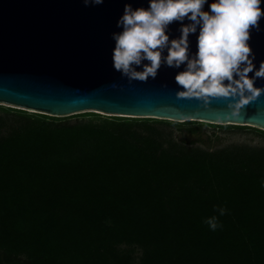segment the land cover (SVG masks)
Wrapping results in <instances>:
<instances>
[{
	"label": "trees",
	"instance_id": "obj_1",
	"mask_svg": "<svg viewBox=\"0 0 264 264\" xmlns=\"http://www.w3.org/2000/svg\"><path fill=\"white\" fill-rule=\"evenodd\" d=\"M84 113L0 107V264H134L137 248V264H264V145L210 149L151 117Z\"/></svg>",
	"mask_w": 264,
	"mask_h": 264
},
{
	"label": "water",
	"instance_id": "obj_2",
	"mask_svg": "<svg viewBox=\"0 0 264 264\" xmlns=\"http://www.w3.org/2000/svg\"><path fill=\"white\" fill-rule=\"evenodd\" d=\"M128 2L134 7L148 4V0H104L87 6L83 0H0V103L52 116L93 111L264 130V93L243 106L239 115H228L225 98L214 97L210 107H204L199 98L177 97L174 76L180 69L162 65L154 79L144 81H129L114 70L111 33L119 30L116 21ZM259 23L261 30L252 29L249 39L257 66L264 60V17ZM179 24L169 25L171 36L179 35ZM196 35L190 34L193 51ZM256 83L264 85V79Z\"/></svg>",
	"mask_w": 264,
	"mask_h": 264
},
{
	"label": "clouds",
	"instance_id": "obj_3",
	"mask_svg": "<svg viewBox=\"0 0 264 264\" xmlns=\"http://www.w3.org/2000/svg\"><path fill=\"white\" fill-rule=\"evenodd\" d=\"M103 2L83 0L86 6ZM207 2L148 0L147 6L135 7L125 3L116 21L119 30L111 33L112 67L129 81L154 79L162 65L180 69L174 76L177 97L199 98L204 107L222 97L230 110L227 114L239 115L243 106L264 93V85L256 83L264 79V60L256 65L249 43L251 30H261L264 9L261 0H211L205 8ZM173 21L180 22L177 36L168 31ZM192 33H197L195 51ZM260 186L264 188V179ZM213 207L216 211L203 223L215 231L221 227L218 217L227 209Z\"/></svg>",
	"mask_w": 264,
	"mask_h": 264
},
{
	"label": "rangeland",
	"instance_id": "obj_4",
	"mask_svg": "<svg viewBox=\"0 0 264 264\" xmlns=\"http://www.w3.org/2000/svg\"><path fill=\"white\" fill-rule=\"evenodd\" d=\"M0 107L17 108L16 106L9 105L7 103H0ZM27 111L35 112L33 110ZM99 114L105 117L110 115L106 113ZM90 117H92V115H88L84 112L74 113L66 116H56L57 120L64 122H75L80 119H89ZM151 120L168 124L167 128L172 131L173 136L177 140L185 141L187 144L199 145L210 149H216L231 144L264 145V130L249 125L239 126L235 124H217L196 120L174 121L170 119L152 117ZM199 126L200 129L196 132L190 130L191 127ZM121 247L123 248L126 246L123 244ZM135 254L136 261L134 264H137L141 254V249L137 248Z\"/></svg>",
	"mask_w": 264,
	"mask_h": 264
}]
</instances>
